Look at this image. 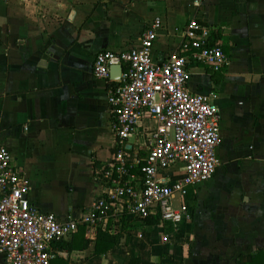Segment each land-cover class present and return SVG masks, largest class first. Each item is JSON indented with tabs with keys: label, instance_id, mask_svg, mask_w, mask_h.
Wrapping results in <instances>:
<instances>
[{
	"label": "crops",
	"instance_id": "0c3cea01",
	"mask_svg": "<svg viewBox=\"0 0 264 264\" xmlns=\"http://www.w3.org/2000/svg\"><path fill=\"white\" fill-rule=\"evenodd\" d=\"M156 17L157 61L180 47L191 19L224 29L228 65L212 72L191 63L187 84L219 108L220 164L186 196L174 195L175 205L190 207L176 230L118 206L104 229L116 234L111 249L95 253L98 231L81 225L82 236L79 226L63 239L73 238L71 250L52 243L50 264H264V0H0V145L29 180L35 207L60 220L81 216L101 194L99 175L116 150L115 80L94 76V56L136 45ZM154 125L144 119L127 140L132 158L145 157ZM171 172L181 175L182 164Z\"/></svg>",
	"mask_w": 264,
	"mask_h": 264
},
{
	"label": "built area",
	"instance_id": "2783aa9c",
	"mask_svg": "<svg viewBox=\"0 0 264 264\" xmlns=\"http://www.w3.org/2000/svg\"><path fill=\"white\" fill-rule=\"evenodd\" d=\"M161 27V18L156 17L145 25L136 45L94 56L96 78L110 80V68H122L108 90L116 150L99 175L101 194L81 216L60 220L35 207L27 197L29 180L8 148L0 145V254L6 264H50L53 242L81 225L88 234L104 230L118 206L129 215L153 217L175 230L189 218V205H175L174 195L186 196L211 179L220 164L219 108L209 95L188 90L189 66L201 63L217 72L228 65L229 57L222 48L224 29L191 19L182 28L180 47L166 60H154L152 48ZM144 119L155 122L147 130V153L143 159L132 158L126 142ZM178 163L183 172L174 175L171 168ZM169 239L168 233L162 237L163 242Z\"/></svg>",
	"mask_w": 264,
	"mask_h": 264
},
{
	"label": "trees",
	"instance_id": "16d2710c",
	"mask_svg": "<svg viewBox=\"0 0 264 264\" xmlns=\"http://www.w3.org/2000/svg\"><path fill=\"white\" fill-rule=\"evenodd\" d=\"M150 217H147V219ZM153 218V217H152ZM146 219V220H147ZM158 220H151V222H157ZM83 231H84V227L80 226L78 232L80 233L79 235L82 236L83 235ZM74 240L72 238V240L69 241H59V246L62 248H66V249H72L74 248ZM116 242V234H114L113 232H111V230L108 228L106 230H98L96 238H95V249L94 252L95 253H103L108 251L109 249L112 248V246L115 244ZM82 243H83V247L88 246L89 241L82 238Z\"/></svg>",
	"mask_w": 264,
	"mask_h": 264
},
{
	"label": "water",
	"instance_id": "95a60500",
	"mask_svg": "<svg viewBox=\"0 0 264 264\" xmlns=\"http://www.w3.org/2000/svg\"><path fill=\"white\" fill-rule=\"evenodd\" d=\"M121 70H122V68H121L120 65L112 66L110 68V75H111L110 77H111V79H113V80L118 79L119 76H120ZM127 148H129V146H127Z\"/></svg>",
	"mask_w": 264,
	"mask_h": 264
}]
</instances>
